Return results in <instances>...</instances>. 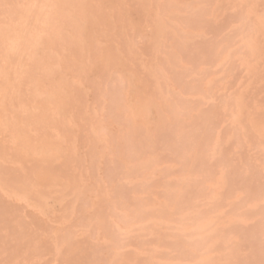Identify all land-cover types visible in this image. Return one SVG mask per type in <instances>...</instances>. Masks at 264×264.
Returning a JSON list of instances; mask_svg holds the SVG:
<instances>
[{
	"label": "rangeland",
	"instance_id": "1",
	"mask_svg": "<svg viewBox=\"0 0 264 264\" xmlns=\"http://www.w3.org/2000/svg\"><path fill=\"white\" fill-rule=\"evenodd\" d=\"M0 264H264V0H0Z\"/></svg>",
	"mask_w": 264,
	"mask_h": 264
},
{
	"label": "bare ground",
	"instance_id": "2",
	"mask_svg": "<svg viewBox=\"0 0 264 264\" xmlns=\"http://www.w3.org/2000/svg\"><path fill=\"white\" fill-rule=\"evenodd\" d=\"M35 55V52H30L29 56L33 57ZM17 249H19V247H17Z\"/></svg>",
	"mask_w": 264,
	"mask_h": 264
}]
</instances>
